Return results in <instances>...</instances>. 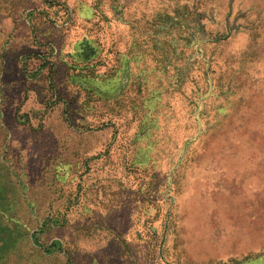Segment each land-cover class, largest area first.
Listing matches in <instances>:
<instances>
[{
    "label": "rangeland",
    "instance_id": "obj_1",
    "mask_svg": "<svg viewBox=\"0 0 264 264\" xmlns=\"http://www.w3.org/2000/svg\"><path fill=\"white\" fill-rule=\"evenodd\" d=\"M0 264H264V0H0Z\"/></svg>",
    "mask_w": 264,
    "mask_h": 264
},
{
    "label": "crops",
    "instance_id": "obj_2",
    "mask_svg": "<svg viewBox=\"0 0 264 264\" xmlns=\"http://www.w3.org/2000/svg\"><path fill=\"white\" fill-rule=\"evenodd\" d=\"M228 212H229V210H228ZM232 212H233V214H232ZM232 212L230 210L229 216L232 217V220H233V218H236L237 217V214H236V212L234 210H232Z\"/></svg>",
    "mask_w": 264,
    "mask_h": 264
}]
</instances>
